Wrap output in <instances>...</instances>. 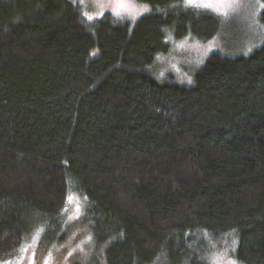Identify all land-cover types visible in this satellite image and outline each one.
I'll use <instances>...</instances> for the list:
<instances>
[{
  "label": "trees",
  "instance_id": "16d2710c",
  "mask_svg": "<svg viewBox=\"0 0 264 264\" xmlns=\"http://www.w3.org/2000/svg\"><path fill=\"white\" fill-rule=\"evenodd\" d=\"M133 1L136 19L90 21L76 0H0V264L58 254L72 199L105 264H178L196 237L264 264V42L209 53L179 86L158 59L221 19Z\"/></svg>",
  "mask_w": 264,
  "mask_h": 264
},
{
  "label": "rangeland",
  "instance_id": "374dc122",
  "mask_svg": "<svg viewBox=\"0 0 264 264\" xmlns=\"http://www.w3.org/2000/svg\"><path fill=\"white\" fill-rule=\"evenodd\" d=\"M76 1L85 9L87 19L89 16L93 17L90 21L100 19L105 14L136 19L145 12L144 6L138 5L133 0ZM118 3H123L124 7L118 8ZM204 4L210 6L205 7ZM180 5L184 8L214 14L221 19L222 28L215 38L205 43H178L174 45L171 54L158 59L154 67L153 73L159 74V78L166 73H172V80L175 84L188 86L192 83V80L190 83L189 76L190 67L199 65L209 53L213 51L229 52L234 49L239 50L240 53V50L248 49L251 46L249 44L255 46L257 43L264 42L263 31L257 21L258 14L263 7L258 0H201V3L194 7L186 6V0H181ZM117 11L120 12L119 16L115 15ZM234 38L235 41L232 40ZM80 201V199H72V216L67 219L66 223L70 227L66 243L58 251V254L47 260L46 264H73L76 261L87 264L88 262H95V260L105 264L98 253L97 235L93 229L94 221L86 217H74L82 208ZM58 222V219H56L52 226L55 227ZM195 240L192 249L187 253L184 260L178 264H197V262L200 264H229L231 261L226 252L227 250H222V247L217 246L216 243H211L210 248H205L204 246L199 247L198 237ZM202 240L207 245L210 243L208 238H202ZM204 257L207 262H205ZM29 260V257H27L23 264H27Z\"/></svg>",
  "mask_w": 264,
  "mask_h": 264
},
{
  "label": "snow or ice",
  "instance_id": "6c2138e0",
  "mask_svg": "<svg viewBox=\"0 0 264 264\" xmlns=\"http://www.w3.org/2000/svg\"><path fill=\"white\" fill-rule=\"evenodd\" d=\"M200 3H201V0H186V6H189V7L198 6ZM203 6L209 7L210 5L209 4H204ZM117 7L118 8H122V7H124V4L123 3H118ZM115 15L119 16L120 12L117 11L115 13ZM88 19L91 20V19H93V17L89 16ZM71 199H72V197L68 198V202L69 203L71 202ZM23 251L26 252L27 249H23ZM233 251H235V249H233ZM30 264H31V262H30ZM229 264H236V262L233 260V261H230Z\"/></svg>",
  "mask_w": 264,
  "mask_h": 264
}]
</instances>
